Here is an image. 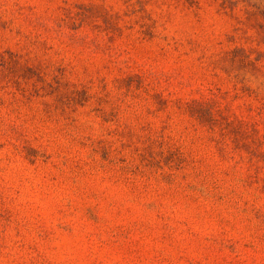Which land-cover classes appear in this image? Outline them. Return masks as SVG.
<instances>
[{"label": "rangeland", "instance_id": "rangeland-1", "mask_svg": "<svg viewBox=\"0 0 264 264\" xmlns=\"http://www.w3.org/2000/svg\"><path fill=\"white\" fill-rule=\"evenodd\" d=\"M0 264H264V0H0Z\"/></svg>", "mask_w": 264, "mask_h": 264}]
</instances>
